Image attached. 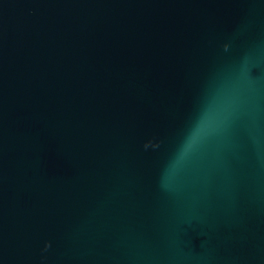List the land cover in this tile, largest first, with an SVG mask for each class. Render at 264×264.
<instances>
[{"label": "water", "instance_id": "95a60500", "mask_svg": "<svg viewBox=\"0 0 264 264\" xmlns=\"http://www.w3.org/2000/svg\"><path fill=\"white\" fill-rule=\"evenodd\" d=\"M0 264H264V0H0Z\"/></svg>", "mask_w": 264, "mask_h": 264}]
</instances>
